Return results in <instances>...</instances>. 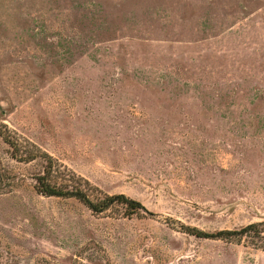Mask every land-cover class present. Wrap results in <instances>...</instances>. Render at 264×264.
Here are the masks:
<instances>
[{
    "label": "rangeland",
    "instance_id": "rangeland-1",
    "mask_svg": "<svg viewBox=\"0 0 264 264\" xmlns=\"http://www.w3.org/2000/svg\"><path fill=\"white\" fill-rule=\"evenodd\" d=\"M0 130V264H264V0H0Z\"/></svg>",
    "mask_w": 264,
    "mask_h": 264
},
{
    "label": "trees",
    "instance_id": "trees-1",
    "mask_svg": "<svg viewBox=\"0 0 264 264\" xmlns=\"http://www.w3.org/2000/svg\"><path fill=\"white\" fill-rule=\"evenodd\" d=\"M0 136L3 137L5 142L10 145L13 149V153L16 154L17 147L16 144L8 137L4 132L0 130ZM31 161V160H30ZM52 159L48 158V165L46 172L43 176L36 178L37 181V192L39 195L48 198H62V199H76L82 204H84L90 211L95 214H101L108 211L115 205L127 206L130 211L139 212L145 211V208L137 201L126 198L123 195L105 197L103 200H98L96 202L90 200L82 190L79 188H70L67 185H58L56 182H52ZM259 225H250L240 232L236 233L242 237L247 236L251 232H258ZM193 235L197 238L205 239H220L224 236H231V232H221L216 235L204 234L202 232H197L193 230Z\"/></svg>",
    "mask_w": 264,
    "mask_h": 264
}]
</instances>
